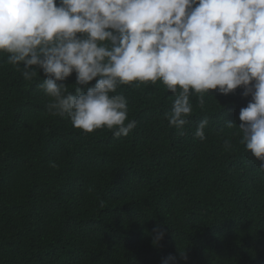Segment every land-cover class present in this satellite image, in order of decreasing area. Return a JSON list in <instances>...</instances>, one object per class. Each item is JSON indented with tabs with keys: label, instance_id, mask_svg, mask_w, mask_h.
Instances as JSON below:
<instances>
[{
	"label": "trees",
	"instance_id": "1",
	"mask_svg": "<svg viewBox=\"0 0 264 264\" xmlns=\"http://www.w3.org/2000/svg\"><path fill=\"white\" fill-rule=\"evenodd\" d=\"M9 55L0 52V264H264V169L227 126L242 123V86L230 104L218 89H190L192 114L177 128L168 117L179 87L118 84L110 95L126 98L125 126L136 127L115 137L50 112L42 70L25 79ZM75 81L62 82L64 95Z\"/></svg>",
	"mask_w": 264,
	"mask_h": 264
},
{
	"label": "clouds",
	"instance_id": "2",
	"mask_svg": "<svg viewBox=\"0 0 264 264\" xmlns=\"http://www.w3.org/2000/svg\"><path fill=\"white\" fill-rule=\"evenodd\" d=\"M0 52L13 65L23 62L25 79L42 70L39 87L54 98L50 112L67 113L89 133L115 127V137L136 127V121L125 126L126 98L110 95L118 84L159 80L172 93L179 87L168 117L177 128L192 114L190 89H218L230 104L242 86L248 99L242 123L227 126L242 130L264 169V0H0ZM73 72L75 94L64 95L62 82ZM198 100L203 105L204 97ZM207 124L197 126L201 140ZM154 231L158 244L165 233Z\"/></svg>",
	"mask_w": 264,
	"mask_h": 264
}]
</instances>
